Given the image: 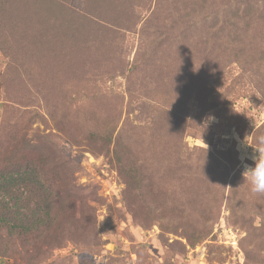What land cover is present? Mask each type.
<instances>
[{"label":"rangeland","instance_id":"obj_1","mask_svg":"<svg viewBox=\"0 0 264 264\" xmlns=\"http://www.w3.org/2000/svg\"><path fill=\"white\" fill-rule=\"evenodd\" d=\"M260 136L264 0H0V264H264Z\"/></svg>","mask_w":264,"mask_h":264},{"label":"trees","instance_id":"obj_2","mask_svg":"<svg viewBox=\"0 0 264 264\" xmlns=\"http://www.w3.org/2000/svg\"><path fill=\"white\" fill-rule=\"evenodd\" d=\"M30 168V167H29ZM20 169L17 167H13L10 171L4 172L0 171V229L9 230L8 232L12 233V236L15 235H28V233L33 234L35 230H37L38 222L32 220L33 222L26 223L20 220L21 224L19 226L11 225L10 221L15 220L18 213H11V208L14 207L12 205H16L20 200L18 197L14 196L13 190L20 188H30V192L33 194H37V187L41 184L38 178H34L32 174V169H27L25 171H19ZM36 190V191H35ZM2 198H8L10 202L3 201ZM11 204V205H10ZM5 212L12 215L15 219H5L3 222V215L5 216ZM17 231V232H13ZM19 231V232H18Z\"/></svg>","mask_w":264,"mask_h":264},{"label":"clouds","instance_id":"obj_3","mask_svg":"<svg viewBox=\"0 0 264 264\" xmlns=\"http://www.w3.org/2000/svg\"><path fill=\"white\" fill-rule=\"evenodd\" d=\"M239 113V112H236ZM215 117L209 116L206 118L207 126L213 122ZM258 155H254V167L246 166L243 173L251 185L250 191L254 194H264V136L258 138V147L255 148Z\"/></svg>","mask_w":264,"mask_h":264}]
</instances>
